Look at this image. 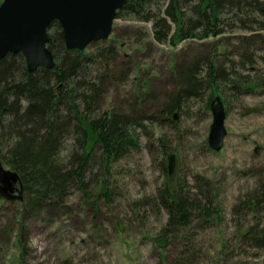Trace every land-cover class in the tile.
Wrapping results in <instances>:
<instances>
[{"label": "rangeland", "instance_id": "obj_1", "mask_svg": "<svg viewBox=\"0 0 264 264\" xmlns=\"http://www.w3.org/2000/svg\"><path fill=\"white\" fill-rule=\"evenodd\" d=\"M231 13L222 14L220 36L188 40L176 48L156 44L150 23L114 21L109 39L100 43L116 47L121 66L108 68L104 62L99 72L115 68V73L130 70V76L108 90L104 111L120 106L126 111L131 99L151 93L153 99L140 110L155 113L174 90L175 68L195 59L211 60L220 76L197 98L184 100L173 113L175 120L171 115L164 123L146 122L143 129H134L139 149L112 164L111 205L99 204V215L82 207L77 191L68 198L70 214L55 221L43 216L22 223L16 216L17 202H5L0 232L7 230V236L4 244L0 240V264H19L21 256L24 264H179L187 258L189 264H264V248L241 238L247 228L264 225L263 205L257 212H235L264 184V31L258 25L264 19L246 9ZM93 45L87 48L90 55L96 54ZM205 70L201 66V81ZM214 97L223 102L227 133L218 153L208 147L209 104ZM160 140L168 150L164 160ZM70 144L66 142L63 158ZM169 156H174L170 176ZM176 183L192 196L208 183L216 216L210 224L193 222L186 232L190 252L177 247L163 254L153 240L167 218L155 194Z\"/></svg>", "mask_w": 264, "mask_h": 264}, {"label": "trees", "instance_id": "obj_2", "mask_svg": "<svg viewBox=\"0 0 264 264\" xmlns=\"http://www.w3.org/2000/svg\"><path fill=\"white\" fill-rule=\"evenodd\" d=\"M125 1L115 20L150 23L153 41L171 48L188 40L203 41L223 34L220 26L225 10L242 14L246 9L264 19L260 0ZM258 25L259 31H264V22ZM47 34V49L55 61L53 70L29 73L21 55L0 61V162L20 178L23 201L17 202L16 216L22 223L43 216L51 221L67 216L71 212L68 198L73 191L80 193L83 208L88 206L94 215H99V204L111 205L112 164L139 149L134 129H143L146 122H166L180 110L184 100L197 98L204 86L209 88L220 76L211 60L195 59L175 68L174 90L155 113L140 110L147 99H153L151 93L131 99L128 111H122L121 106L104 111L108 90L125 83L130 76V70L115 73L121 66L116 47L99 42L93 45L94 55L87 49L67 51L57 23L49 26ZM104 62L108 68L115 65L116 69L100 73ZM201 66L206 68L203 81L199 78ZM68 141L71 144L63 158ZM160 148L164 160L168 150L162 140ZM184 190L176 183L174 187L164 185L155 194L157 206L167 218L153 240L163 254L177 247L190 252L186 232L193 222L198 219L210 224L216 216L208 183L200 186L197 196ZM4 204L0 201V208ZM262 205L264 184L241 201L235 212H257ZM6 231L0 232L3 244ZM241 238L263 249L264 225L247 228ZM189 262L187 258L177 263ZM19 264H24L23 256Z\"/></svg>", "mask_w": 264, "mask_h": 264}, {"label": "water", "instance_id": "obj_3", "mask_svg": "<svg viewBox=\"0 0 264 264\" xmlns=\"http://www.w3.org/2000/svg\"><path fill=\"white\" fill-rule=\"evenodd\" d=\"M125 0H2L0 3V61L7 56L21 55L26 70L51 71L54 57L47 49V30L57 23L67 51H85L89 46L105 42L112 34L117 12ZM212 117L208 147L218 153L226 138L225 110L219 97L209 104ZM176 119V115H173ZM171 175L174 156L168 157ZM0 201H23L19 176L0 162Z\"/></svg>", "mask_w": 264, "mask_h": 264}]
</instances>
